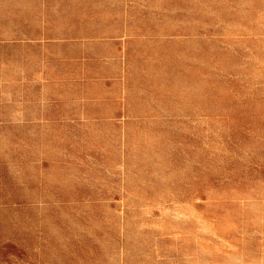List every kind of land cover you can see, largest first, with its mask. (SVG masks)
<instances>
[{
    "label": "rangeland",
    "instance_id": "rangeland-1",
    "mask_svg": "<svg viewBox=\"0 0 264 264\" xmlns=\"http://www.w3.org/2000/svg\"><path fill=\"white\" fill-rule=\"evenodd\" d=\"M52 25L82 79L48 128L0 131V264H264V0H66Z\"/></svg>",
    "mask_w": 264,
    "mask_h": 264
},
{
    "label": "crops",
    "instance_id": "crops-1",
    "mask_svg": "<svg viewBox=\"0 0 264 264\" xmlns=\"http://www.w3.org/2000/svg\"><path fill=\"white\" fill-rule=\"evenodd\" d=\"M65 1L0 0V131L48 128L53 88L62 103L68 81L82 79L68 69L66 29L53 32L52 4Z\"/></svg>",
    "mask_w": 264,
    "mask_h": 264
}]
</instances>
